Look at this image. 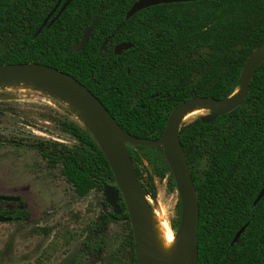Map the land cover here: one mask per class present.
<instances>
[{
	"label": "trees",
	"instance_id": "16d2710c",
	"mask_svg": "<svg viewBox=\"0 0 264 264\" xmlns=\"http://www.w3.org/2000/svg\"><path fill=\"white\" fill-rule=\"evenodd\" d=\"M137 1L73 0L33 37L57 0H0V66L35 63L67 74L100 101L124 132L138 139L160 138L169 114L185 101L223 100L234 94L245 60L264 43V0L158 5L126 20ZM93 20L88 42L76 52ZM121 44L131 47L114 55V47ZM61 126L75 144L37 140L29 148L48 168L59 167L78 197L114 185L90 132L73 123ZM179 136L197 194V264H264V196L253 206L264 185V61L237 109L208 124L199 118L183 125ZM126 149L147 195L155 197V178L176 191L161 148ZM102 206L108 207L104 198ZM118 207L127 226L120 248L130 264H137L122 200ZM110 215L103 214L90 231L104 233ZM180 215L178 197L177 226ZM169 226L172 230L175 225ZM97 240L95 251L104 241Z\"/></svg>",
	"mask_w": 264,
	"mask_h": 264
},
{
	"label": "rangeland",
	"instance_id": "374dc122",
	"mask_svg": "<svg viewBox=\"0 0 264 264\" xmlns=\"http://www.w3.org/2000/svg\"><path fill=\"white\" fill-rule=\"evenodd\" d=\"M0 107L12 110L0 114V137L5 138L0 144V196L21 199L17 204L0 203V214H25V219L0 223V264H130L120 248L127 234L124 221L109 224L104 233L90 231L103 211L110 212L102 206L101 192L78 197L61 177L59 167L50 169L32 149L6 142L16 138L71 146L75 142L61 123L82 126L84 122L68 114L57 97L33 87L0 88ZM206 114L194 111L182 126ZM154 186L155 197L148 195V205L152 210V202L160 205L166 224L175 225V234L177 191H169L166 180L155 178ZM100 238L103 246L95 251Z\"/></svg>",
	"mask_w": 264,
	"mask_h": 264
},
{
	"label": "water",
	"instance_id": "95a60500",
	"mask_svg": "<svg viewBox=\"0 0 264 264\" xmlns=\"http://www.w3.org/2000/svg\"><path fill=\"white\" fill-rule=\"evenodd\" d=\"M73 0H65L57 15L49 21L52 14L59 6L58 0L55 7L43 20L33 37L39 35L43 28L50 27L61 13ZM193 0H138L125 14V19L131 18L137 12L158 5L188 3ZM100 14V13H98ZM95 24L93 20L90 26L83 32L75 51H81L91 35ZM107 41L101 45L103 49ZM130 44H121L114 48V55L118 56L128 50ZM264 61V43L254 49L245 60L239 86L234 94L223 100L213 98H194L178 105L169 114L163 134L156 140L138 139L124 132L100 101L95 98L83 85L75 79L54 68L30 63L10 64L0 66V88L7 86L33 87L39 91L50 93L60 97L79 109L86 116L82 125L88 130L103 154L114 179V186H105L102 194L105 203L113 210L114 215H120L118 203L123 201L132 234L133 250L137 264H157L151 260L152 252L144 243L142 236V210L150 209L148 195L142 189L130 160L126 147L161 148L165 161L169 167L174 180L176 191L180 200L181 215L176 235L182 237L185 256L177 264H197L198 261V222L199 209L197 205V194L190 176L188 163L180 142L179 131L183 124L182 117L195 109L205 110L207 114L200 118L201 123L208 124L216 118L231 113L237 109L246 98L251 80ZM65 106V105H64ZM66 107V106H65ZM67 108V107H66ZM69 109V108H67ZM73 112L71 109H69ZM75 115L76 113L73 112ZM76 119H81L76 115ZM264 196V185L253 201L255 206ZM2 202H18L17 197L0 196ZM11 218L0 216V223L10 222ZM168 225V223H167ZM244 225L234 236L231 245L238 242L245 231ZM169 230L170 226L168 225ZM173 233V232H172Z\"/></svg>",
	"mask_w": 264,
	"mask_h": 264
},
{
	"label": "bare ground",
	"instance_id": "6f19581e",
	"mask_svg": "<svg viewBox=\"0 0 264 264\" xmlns=\"http://www.w3.org/2000/svg\"><path fill=\"white\" fill-rule=\"evenodd\" d=\"M60 99L62 104L75 112L81 120L86 119V116L77 107L64 101L61 97ZM194 111L204 112L205 110L195 109L186 113L182 117V122L184 123ZM151 204L155 207L154 210L144 208L141 213L144 243L153 254L150 259L157 264H177L185 256L182 237L170 232L160 205L153 202Z\"/></svg>",
	"mask_w": 264,
	"mask_h": 264
},
{
	"label": "flooded vegetation",
	"instance_id": "af4514ba",
	"mask_svg": "<svg viewBox=\"0 0 264 264\" xmlns=\"http://www.w3.org/2000/svg\"><path fill=\"white\" fill-rule=\"evenodd\" d=\"M58 1V0H57ZM65 2V0H61V2H60V4H59V6L57 7V9L55 10V12L52 14V16L50 17V19H49V21L50 20H52L56 15H57V13H58V11H59V9L61 8V6L63 5V3ZM57 3V2H56ZM56 5V4H55ZM55 7V6H54ZM53 7V8H54ZM52 11V10H51ZM50 11V12H51ZM49 12V13H50ZM48 13V14H49ZM62 14V13H61ZM47 17V16H46ZM45 17V18H46ZM43 22V21H42ZM104 43V42H103ZM102 43V44H103ZM101 47V46H100ZM115 48V47H114ZM11 112H12V110L11 109H5V108H1L0 107V114H11ZM3 141H5V138L4 139H2L1 137H0V144L3 142ZM24 142H26V141H21V140H18V139H16V138H10L9 139V141L7 142V143H9L10 145H12V146H26V147H28L29 148V143L28 142H26V143H28L27 145H25V143ZM31 149V148H30ZM34 151V150H33ZM109 186H114V185H109ZM5 197H9V196H5ZM15 198V197H14ZM17 198H19V197H17ZM104 198V197H103ZM20 198H19V201L18 202H2V201H0V203H13V204H17V203H19L20 202ZM105 202V201H104ZM106 204V203H105ZM107 205V204H106ZM108 206V205H107ZM105 208V207H104ZM106 209H109V213H106V214H110L111 213V215H110V219H111V223H109V224H115V223H117V222H120V221H123V220H121V215H122V212H121V214L120 215H114L113 214V210L108 206ZM118 209H119V207H118ZM120 210V209H119ZM106 211V210H105ZM103 214H105V212L103 211ZM102 214V215H103ZM11 215H13V216H11ZM21 215H23L24 216V218L23 219H25V214L24 213H22V212H20V213H10V214H0V216H2V217H5V218H11V221L10 222H7V223H11V222H16V221H18V220H21L22 218H21ZM101 218V217H100ZM7 223H1V224H7ZM108 224V225H109ZM93 227V226H92ZM96 232V231H95ZM102 243V242H101ZM102 246H103V244H102ZM102 246L100 247V249L102 248ZM99 249V250H100ZM95 250V249H94Z\"/></svg>",
	"mask_w": 264,
	"mask_h": 264
}]
</instances>
